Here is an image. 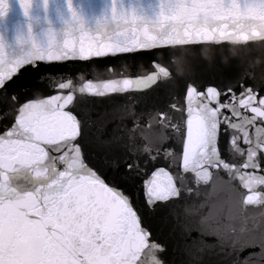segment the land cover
Wrapping results in <instances>:
<instances>
[{
    "label": "snow or ice",
    "instance_id": "6c2138e0",
    "mask_svg": "<svg viewBox=\"0 0 264 264\" xmlns=\"http://www.w3.org/2000/svg\"><path fill=\"white\" fill-rule=\"evenodd\" d=\"M73 2L67 0L71 25L64 39L51 30L45 39H37L30 22L27 34H18L15 48L0 33V94L26 67L43 75L41 65L49 62L205 42L264 44V0H167L151 24L140 14L142 8L125 11L117 7L124 0H107L95 31L81 21L83 9L75 10ZM137 2L142 5V0ZM17 3L31 21L33 0ZM10 5L11 0H0V20L6 19ZM154 63L158 72L106 87L112 92L142 90L173 78L171 69ZM104 94L102 89L93 92ZM9 99L17 108L12 125L0 127V264H169L163 255L167 246L153 239V224L161 207L180 196L179 177L165 168L154 169L142 181L143 201L137 204L125 185L135 182L140 166L129 163L121 170L117 165L120 182L110 183L88 162L79 142L81 124L64 111L72 95ZM171 108L184 114L182 173L192 172L207 184L223 171L249 193L254 185L264 186V94L246 85L200 88L189 83L183 104ZM158 115L163 124L168 114ZM165 126L181 127L171 121ZM222 134L229 138L235 161L222 154ZM145 151L148 160H155L162 149ZM244 203L264 201L257 192Z\"/></svg>",
    "mask_w": 264,
    "mask_h": 264
},
{
    "label": "water",
    "instance_id": "95a60500",
    "mask_svg": "<svg viewBox=\"0 0 264 264\" xmlns=\"http://www.w3.org/2000/svg\"><path fill=\"white\" fill-rule=\"evenodd\" d=\"M166 3L167 0H142L141 5L137 0H124L117 7L125 11H131L133 6L137 10L142 8L140 14L151 24ZM106 6L107 0L73 2L75 10L82 7L80 19L93 31L98 20L103 22L102 10ZM163 11L168 14L166 6ZM30 14L32 20L28 21L17 0H11L8 16L0 20V33L14 48L18 46V34H27L29 22L37 39H45L49 30L57 39H64L71 25L67 0H48L47 5L44 0H33ZM106 15L110 19V12ZM154 62L171 69L173 78L142 90L112 92L106 87L122 84L124 79L135 82L136 78L158 72ZM40 71L44 74L26 67L0 94V127L11 126L14 121L17 102L9 99L12 95L21 102L72 95L73 101L64 111L74 114L81 124L79 142L88 162L110 183L120 182L116 180L117 165L121 170L129 163L140 166L135 182L125 185L137 204L143 201L142 181L154 169L165 168L179 177L180 196L161 207L153 224V239L167 246L163 255L169 264H264V203H244L247 195L257 192L264 201V186L254 185L249 193L241 187V181L230 180L223 171L207 184L192 172L182 173L184 114L171 108L173 104H183L189 83L200 88L216 85L238 89L246 85L258 95L264 94V44L205 42L169 46L87 60L49 62L42 64ZM96 89L105 94L93 95ZM160 112L168 114L163 124ZM168 121L180 125V130L165 126ZM228 139L221 135V151L226 159L235 161L237 158L228 150ZM145 149L151 153L162 151L155 160H148Z\"/></svg>",
    "mask_w": 264,
    "mask_h": 264
}]
</instances>
